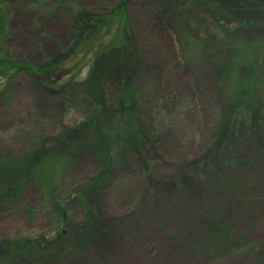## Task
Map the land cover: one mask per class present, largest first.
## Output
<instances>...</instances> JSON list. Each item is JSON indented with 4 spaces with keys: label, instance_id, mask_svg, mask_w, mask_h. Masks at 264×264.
<instances>
[{
    "label": "rangeland",
    "instance_id": "374dc122",
    "mask_svg": "<svg viewBox=\"0 0 264 264\" xmlns=\"http://www.w3.org/2000/svg\"><path fill=\"white\" fill-rule=\"evenodd\" d=\"M3 1L0 60L65 62L37 82L0 78V162L53 147L93 102L127 122L130 147L113 148L119 163L90 203L98 225L83 251L60 253V239L49 248L46 193L36 170L20 176L17 197L0 199V264H264V0H214L218 18L187 0H174L175 11L171 0H128L129 83H105L92 99L74 81L91 72L93 50L73 68L82 55L68 58L70 30L78 15H109L120 0ZM87 133H70L53 157L73 158L55 199L78 229L88 214L72 195L98 169L81 151Z\"/></svg>",
    "mask_w": 264,
    "mask_h": 264
},
{
    "label": "trees",
    "instance_id": "16d2710c",
    "mask_svg": "<svg viewBox=\"0 0 264 264\" xmlns=\"http://www.w3.org/2000/svg\"><path fill=\"white\" fill-rule=\"evenodd\" d=\"M127 1L128 0H120V4L114 8L109 15H78L70 30L69 42L73 47L71 48V51L69 50V55H71H68V58L80 54L82 55L77 63L73 65V68H77L79 64L81 67L82 64L87 61V54L91 53L93 50L95 64L93 65L91 72L84 81H74V83L84 88L88 99H92L94 93H98L97 90L101 89V87L105 86V83L108 82L116 87L121 85L124 87V91H126V87L129 83L128 76L130 68L125 64L134 54L132 46L127 42L130 40V36L126 29L127 18L125 7ZM187 2H193L191 6H193L195 2L204 6L206 5L215 18H218L222 12V4L219 1L187 0ZM2 5H4V1L0 0V35L5 31L7 17L3 11ZM248 6H250L249 3L246 5V8H249ZM241 7L246 10L244 4H241ZM177 8L178 6L176 2L171 0V5L168 10L175 11ZM115 23H117V32L110 37V41L104 43L103 39L108 38V33L112 30L111 27ZM116 38L120 39V41L116 40ZM87 43L92 46V49L88 47H86L87 49L85 48ZM64 62V60H46L42 65L38 66L2 59L0 60V78L2 77L9 80L14 74L22 72L30 79L37 82L40 78L45 79L49 72H57L61 69ZM124 65L125 67H123ZM74 77L75 75L73 78ZM48 80L51 82L50 88H54V84L57 83V80ZM43 81L44 84L42 83L41 85L44 88H48V81ZM131 89L132 88L127 90L131 97H124V102L128 99H134V97H132L133 90ZM133 95H135L134 92ZM93 104L92 109L89 111L85 110L86 114H82L83 111L76 114L77 120L75 121L76 123L74 126L69 127L71 129H68L67 132L63 133L62 136H60L61 138L57 139L58 141L53 147L48 150L40 149L28 159L25 158L18 161L9 160L0 162V199L3 201H7L9 198H16L20 191L21 183H25L24 177L27 175L28 178V176L32 174V170H36V181L39 187L44 193H46L45 198L48 207L52 209L51 211L55 218L52 230L55 238L49 242L51 243L49 248H53V246L56 245L57 239L63 240L65 244H63L62 247H59L60 253L83 251L84 246L90 242L91 237L96 232L95 227L98 225V221L94 215L96 213L93 211L92 207H90V203L101 188L106 185L107 177L113 171V168L119 163L118 160L115 159L117 158V153L115 154V149L113 148L117 147V150H121L125 146H129V144L125 145L126 139L124 131L125 128H127V122H124L122 116L119 115L113 117L114 115H110L109 111L106 110L107 105L104 101L100 103L93 102ZM251 121L253 124V119H251ZM84 128L87 129L81 132V129ZM88 130L89 134H87L90 137L87 136V143L89 145L86 143L87 145H84L81 148V151H86L87 153L90 152V155H92L98 162V169L92 176H90L84 186L81 189L76 190L72 195L73 202H77L86 208L88 214L85 216L84 220L79 223L80 225L78 226L80 228L78 229L75 227L72 228L68 224L67 216L69 205L67 202L65 200L58 201L55 199L58 190V183L56 181L63 174L65 167H68L69 164H71L73 158L59 157V160L56 161V158L53 157L56 154L54 150L62 146L64 143L62 141L66 140L70 133L75 132L83 135L82 133ZM140 137L144 140V133H142ZM202 163L203 162H201V164ZM22 175H24V179H21L20 176ZM68 230H70V232H68ZM210 231H212L213 234H219V229L217 228H212ZM72 233L75 235V240H73L75 242H71Z\"/></svg>",
    "mask_w": 264,
    "mask_h": 264
}]
</instances>
